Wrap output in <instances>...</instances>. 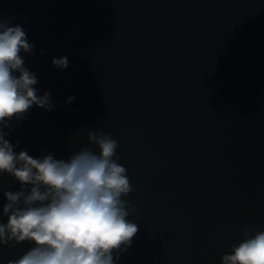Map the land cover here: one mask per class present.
Here are the masks:
<instances>
[{"label":"water","instance_id":"1","mask_svg":"<svg viewBox=\"0 0 264 264\" xmlns=\"http://www.w3.org/2000/svg\"><path fill=\"white\" fill-rule=\"evenodd\" d=\"M0 19L25 29L55 104L5 128L16 150L118 139L138 225L118 264H221L242 229L264 231V0H0ZM17 189L0 177V206ZM28 247L0 246V264Z\"/></svg>","mask_w":264,"mask_h":264},{"label":"clouds","instance_id":"2","mask_svg":"<svg viewBox=\"0 0 264 264\" xmlns=\"http://www.w3.org/2000/svg\"><path fill=\"white\" fill-rule=\"evenodd\" d=\"M35 45L20 24L0 19V177L9 176L17 190L3 192L0 246L27 242L28 250L7 264H118L131 246L138 225L127 196L133 191L127 169L116 154L118 139L89 131L88 141L68 158L55 153L32 156L16 149L5 128L22 121L33 106L46 111L55 104L40 93L38 77L25 63ZM60 70L67 56L53 58ZM69 96L67 103H72ZM14 130V129H12ZM221 264H264V231H241L239 243L221 257Z\"/></svg>","mask_w":264,"mask_h":264}]
</instances>
